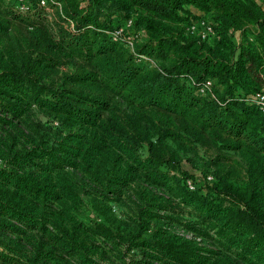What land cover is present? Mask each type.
Here are the masks:
<instances>
[{
    "label": "trees",
    "instance_id": "1",
    "mask_svg": "<svg viewBox=\"0 0 264 264\" xmlns=\"http://www.w3.org/2000/svg\"><path fill=\"white\" fill-rule=\"evenodd\" d=\"M27 3L20 11L16 1L0 0V130L27 119V107L35 105L66 129L83 133L92 158L77 148L59 152L93 161L111 154L105 177L110 193L120 195L141 177L168 199L146 189L145 205L132 217L117 218L107 195L42 177L46 165H77L54 154L56 149L36 147L38 155L28 151L18 157L30 170L0 168V237L5 238L0 264H105L108 253L121 260L134 249L143 252L139 264H264V114L249 100L264 89V5L258 0H46L61 23L54 38L39 0ZM129 19L145 34L132 50L125 37H112ZM198 19L211 22L212 38L200 41L187 33L186 26ZM20 26L29 33L24 45L16 38ZM69 65L60 85L48 83ZM207 81L211 87L199 94ZM200 151L203 168L196 170L181 154L198 157ZM118 162L127 168L123 173L117 172ZM50 203L57 205L53 213ZM84 205L102 221L76 217ZM155 207L176 216L181 207L189 208L200 228L192 230L218 251L150 230L159 217Z\"/></svg>",
    "mask_w": 264,
    "mask_h": 264
},
{
    "label": "rangeland",
    "instance_id": "2",
    "mask_svg": "<svg viewBox=\"0 0 264 264\" xmlns=\"http://www.w3.org/2000/svg\"><path fill=\"white\" fill-rule=\"evenodd\" d=\"M43 13L46 15V17H48V23H50L49 33L51 37L56 38V23H61L59 22L55 10L47 7L43 10ZM64 27H66V25ZM19 29L20 31L16 34V38H19V41L21 42L20 44L24 45L25 40L29 38L28 29L25 26H20ZM144 36L145 34L142 30L134 31V38L136 37L135 40H142ZM2 45H4V42L0 40V47ZM71 70L72 66L70 65L60 67L59 73L51 75L48 78V83L54 84L55 86L60 85V74L69 73L71 72ZM114 101L117 103L119 102L116 99ZM120 106L122 107V109H124L125 107L124 104H120ZM0 114L2 113L0 112ZM26 116L27 119L23 118V120H14L11 126H5L3 130H0V168H14L19 170V168L22 166L24 167L23 171H28L30 170V168L24 166L23 160H20L18 158L19 156L24 155L28 151L30 153V157L38 155L40 151L36 150V147H40L52 152H54L53 150L56 149L54 154H56L57 156L64 155V157L69 159V161L74 162L77 166L75 168L68 167L64 169H57L46 165L48 173H44V176L42 177H47L50 184L56 182L58 177H60L66 180V182H68V184H70L72 188L79 190L80 192L84 191L83 189L88 186L94 188L96 191L104 195H107V197L110 199L109 205L111 208V212L117 218L124 219L126 217L134 216L135 212L138 210V207L145 205L146 200H148V197L145 196L146 189H150L159 196L168 199V196L164 191H162L161 189L157 190L151 186L146 185L141 177L133 178V180L129 182L128 186L123 188L120 195L110 193L109 190L113 188H109V184H106L109 180L105 179V177L108 175L110 165L112 164V161H110L112 159V157H110L111 154H99L98 156H96V159L94 161L93 159H72L66 154L59 152V149L74 151L72 149L77 148V150L82 151V154L91 157V152L88 148V145L84 143L85 140L82 138L83 133L79 132L76 128L66 129L64 126H62V124H60L57 119L50 116L44 110L36 107L35 105L27 107L25 117ZM4 117H6V115ZM22 121H26V123L24 124V122ZM35 126L37 127V129L41 128V130L37 132L36 130H34ZM37 133L39 135H42V137H39ZM88 139V141L91 140L90 137H88ZM14 153L20 154H16L17 159L12 158V155ZM145 154L146 153L144 146L140 150L139 155L141 157H145ZM181 155L184 159H192L195 165L194 168L196 170L203 168V162L201 160V157H203L202 151L199 152L198 157L185 154ZM106 159L109 160V162L106 164L108 165V167L106 165H102L101 162L104 161L103 163H105ZM34 161L35 163H37V161L39 160L35 159ZM82 163H84V165ZM116 165L118 173H123V170L127 169L125 164H122L121 162H118ZM140 193H144L143 196L141 195V198ZM81 195H83L84 199V194ZM157 200L159 199H156V201ZM162 203L169 204L168 202ZM50 205L51 206L49 212L53 213L54 211H56L57 205L51 203ZM151 210L155 212V214L159 217L155 218V220H152L153 222H151L150 224V230L159 228L163 232L176 234L186 239L194 240L195 242L199 243V246L203 248L205 247L206 249L213 250L214 252L218 251V246L214 242L208 240V238L202 239V237H199L194 232L195 230H199L200 228L195 225V220L191 217V210L189 208L181 207V210L183 212L179 213L178 216L173 215L169 210L168 212L163 210L162 208L155 207L151 208ZM75 216L83 220L95 219L98 222L102 221L101 218L97 217L85 205L80 210L77 209V213H75ZM192 228H194L195 230H192ZM210 236L215 239V236L213 234H210ZM0 240H5V238L0 237ZM94 240L98 241L96 238H94ZM148 252V250H145L144 253ZM142 253L143 252L141 250H130L120 260L117 253L110 252L108 253V259L104 260L102 263L139 264L143 263ZM212 256L213 258L215 257L214 255ZM154 264H158V262H155Z\"/></svg>",
    "mask_w": 264,
    "mask_h": 264
},
{
    "label": "built area",
    "instance_id": "3",
    "mask_svg": "<svg viewBox=\"0 0 264 264\" xmlns=\"http://www.w3.org/2000/svg\"><path fill=\"white\" fill-rule=\"evenodd\" d=\"M7 2H14L16 1V6L19 8L20 11H26L28 8L27 0H5ZM261 4L264 5V0H258ZM39 5L41 8L46 9V0H39ZM134 26H133V19H129L126 21L125 25L120 29L116 30L112 33L113 40L118 41L119 38L125 37L126 39V46L132 50V46L136 41L134 38ZM187 33L194 34L200 38V41H205L214 36V30L211 22L207 19H198L189 25L186 26ZM212 82L207 81L205 85L198 90V93L204 95L206 89L211 87ZM250 102L253 103L261 113L264 114V89L255 93L249 98ZM207 180H211V177H208ZM187 186L190 190H193L194 187L190 182H187Z\"/></svg>",
    "mask_w": 264,
    "mask_h": 264
},
{
    "label": "crops",
    "instance_id": "4",
    "mask_svg": "<svg viewBox=\"0 0 264 264\" xmlns=\"http://www.w3.org/2000/svg\"><path fill=\"white\" fill-rule=\"evenodd\" d=\"M192 11H193V12H196V10H194V9H193Z\"/></svg>",
    "mask_w": 264,
    "mask_h": 264
}]
</instances>
